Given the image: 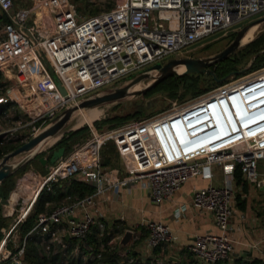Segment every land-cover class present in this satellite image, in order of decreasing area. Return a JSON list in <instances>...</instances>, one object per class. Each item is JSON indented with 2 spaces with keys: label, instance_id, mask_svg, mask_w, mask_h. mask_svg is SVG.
I'll return each instance as SVG.
<instances>
[{
  "label": "built area",
  "instance_id": "obj_1",
  "mask_svg": "<svg viewBox=\"0 0 264 264\" xmlns=\"http://www.w3.org/2000/svg\"><path fill=\"white\" fill-rule=\"evenodd\" d=\"M22 2L15 6L14 0H0V14L5 17L0 23V68L19 77L8 88H3L0 103L9 102L10 108L0 119L13 113L14 125L5 132L13 139L17 136L12 133L19 130L20 142L38 132L36 122L45 120L47 126L63 109L110 91L117 79L160 62L169 53L183 52L190 44L235 21L255 14L264 15V0H112L110 8L84 18L77 17L63 0ZM242 79L239 85L231 84L221 88L219 93L199 96L182 107L149 119L129 121L108 130L89 128L84 142L50 164L47 171L37 177L28 199L21 200L18 209L12 208L9 212V216L15 214V218L7 229H0V264H20L24 240L35 231L47 236L57 252L68 251L73 255L82 252L98 259L101 252L121 246V237L112 234V229H105L96 216L95 195L138 183L150 200L158 203L167 199L184 180L201 174L211 165L222 166L227 179L219 186L194 189L189 205L209 214L218 233L196 235L186 250L202 264L227 260L231 253L228 232L234 198L230 183L234 165H238L241 179L254 188L264 183V178L258 177L256 171L257 161L264 157V122L248 129L241 124L263 115L264 106L244 113L242 121L229 114L227 125L215 117L199 134H187L183 124L187 114L194 115L200 109L208 110L209 105H216L218 96L223 99L234 93L238 96L239 87L264 100V66ZM216 130L230 131L232 136L214 146L195 148L205 134L218 135ZM5 132H0L2 137ZM176 132L186 141L190 138L186 145L178 143ZM232 139L237 140L225 144ZM107 141L115 148L122 176L118 168L104 167L100 163L99 150ZM66 178L88 184L93 192L38 213L16 250L12 253L6 250L8 235L28 215L38 191ZM184 208V204L176 206L173 218L177 219ZM1 216L6 214L1 213ZM91 227L95 230V252L86 242ZM131 227L129 241L138 238L141 229V241L146 249L172 240L168 225L162 221L142 220ZM66 233L68 237L64 239ZM103 236L105 240H101ZM117 255V264L134 262L124 251H118ZM166 263L156 258L141 264Z\"/></svg>",
  "mask_w": 264,
  "mask_h": 264
},
{
  "label": "crops",
  "instance_id": "obj_2",
  "mask_svg": "<svg viewBox=\"0 0 264 264\" xmlns=\"http://www.w3.org/2000/svg\"><path fill=\"white\" fill-rule=\"evenodd\" d=\"M252 31H249L248 33H251ZM217 100L218 98H216V106L222 107L217 105ZM260 106H264V102H257L253 106L243 109L242 113L238 115L229 110L225 111H229L232 114V118H234L235 115L242 121L241 116L244 113L255 110ZM220 114H223V111H220L216 117H219ZM184 118L186 119L184 120L183 126L186 133L199 134L204 130L205 125L209 124L208 121H212L214 116H212V114L209 116L208 113L205 117L203 116V118L197 120L195 114L193 115V113H189ZM229 118L230 116L228 115L227 118L219 119L217 121H220V123L223 121L227 125V121H230ZM190 119L193 121L188 123L187 121ZM262 122H264V114L246 123H242L241 126L244 127V129H248ZM216 131L218 135L215 137H210L212 132L205 134V142H199L195 148L199 150L210 145L214 146L215 144L232 136L230 131L228 133H222L219 130ZM189 140L190 138L186 141V139L177 133V141L181 144V146L186 145ZM236 140L237 139L226 141L225 144ZM114 160L115 163H108L107 165L102 166L116 167L120 171L119 175L122 176L123 170L115 148ZM49 165L50 164L46 162L41 166H43V169H47ZM256 171L258 177H264V170L261 171L259 168V170ZM28 174L32 178L35 176H41L33 170ZM69 179L74 178H66L56 184L64 189L68 186ZM224 179H227V177L222 166L211 165L209 167H205L201 174L184 180L167 199L158 203L152 202L146 190L138 183H130L127 187L118 186L113 189L114 192L105 191L94 196V200H96L97 203L96 216L101 219L106 229L116 231L120 237L124 230H130L134 223L142 220L162 221L168 225L172 234V240L165 242L159 247L146 249L141 241L143 230L139 229L141 235L138 238H135L131 242H127L125 245H117L111 248L114 249L115 253L118 250L126 252L128 257L134 259V262L131 264H141L149 259L156 258L166 261V264H202L196 261L189 254L186 250V246L192 242L196 235L204 233L216 234L218 233V230L213 225L209 214L197 211L189 205L190 195L196 188L208 185H222ZM230 183L234 189V198L231 204L232 214L230 217L231 229L228 232L231 244V253L227 260L219 261L214 264H264V183L258 188H254L251 184L247 183L244 190H241L239 185L234 184L233 178ZM9 196L10 192L4 200H0V203L2 202V204H0V206H2L0 212L5 213V217H9V213L5 211V207L9 205L12 210L14 202L18 199L16 198L14 202L9 204L7 199ZM17 197H21V195ZM27 199L28 197L24 200ZM239 202L241 203L237 205ZM51 204H53V202L46 203L45 205L51 209ZM180 204H184L185 208L181 215L177 219H174L172 216L173 209ZM92 228L94 229V227ZM132 252H134V255L131 254ZM99 264L104 263L100 262Z\"/></svg>",
  "mask_w": 264,
  "mask_h": 264
},
{
  "label": "rangeland",
  "instance_id": "obj_3",
  "mask_svg": "<svg viewBox=\"0 0 264 264\" xmlns=\"http://www.w3.org/2000/svg\"><path fill=\"white\" fill-rule=\"evenodd\" d=\"M63 2L65 4H69L73 8L76 16L80 18L93 15L95 13H98L99 11L106 10L112 6V0H63ZM22 3H23L22 0H14L15 6L16 5L20 6ZM28 4H29V1H28ZM261 16L262 15L259 16L258 14H255V15L240 19L238 21H235L231 23L229 26L223 29L216 30L212 32L211 34H209L208 36L196 41L195 43L190 44L189 46H187L189 48L184 50L183 52L181 51L180 53L173 52V53L167 54L160 60V62H163L164 60L170 57H192V58H200V59L209 58L213 56L215 53L219 52L222 48H224L232 40V38L234 37V35L240 28H242L243 26H245L246 24L250 22H253L255 19ZM256 24L258 25L257 29L255 31H252L251 33L245 34L242 37L240 41L241 43H239V46L237 47V49H235V51L231 53L232 56L234 57L233 59L236 61L232 63V65H230L229 72L227 74L217 77V79H219L218 81L211 80L208 77L209 75H204L200 73H187V80L185 81V83H178L175 90L161 89L160 86L157 87L156 89H151L152 88L151 87L150 89H148L142 94L128 93L122 98H119L117 100H112V101H108V102L95 105L97 107L102 108V113L99 116H97L94 120L90 121L89 123H83L76 127L74 126L76 119L80 116L81 112L85 111L87 108L77 109L73 111L69 115V118L65 122L63 127L53 136L54 140L51 143L47 145H43L41 148L35 150L36 154L32 158H30L28 161L20 165L11 174V177H10L11 184H10L9 192L11 193L14 189H16L18 181L22 180V178L25 176L26 177L25 179L27 178H28L27 180L30 179L28 188H25V190L27 191V195L29 196L30 194L29 191H31V189L34 187V184L37 181V176L32 178L28 173L33 170L42 176L47 171V169H43V166L39 164L37 160L38 157L42 156V157L48 158L52 150H55L58 147H63V146H58L59 143H61V141L63 142L65 140V143H64L65 149L63 147V154H62L63 156V155H66L69 151H71L72 148L84 142V140L89 135V128L96 129V130H108V129L119 126L129 121L149 119L163 112H167L168 110L172 108L182 107L192 102L193 100H196L199 96L216 94L217 91H220L221 88L229 87L231 84L239 85L241 80H243L242 78L247 76L249 73L259 69V68L254 69V67L253 68L250 67L251 64L255 63V61L252 59V56L250 57V56L244 55V57H242L241 56L242 52L240 53L244 45L248 41L257 37L258 35L262 36L263 41L261 45H264V21L256 22ZM262 49H264V47ZM262 49H260L258 53L261 52ZM146 67H149V66H146ZM209 68L211 69L212 66L210 65ZM139 71H137L136 73L127 74L117 79L113 83L114 85L113 88L126 85L134 78V76H136L139 73ZM173 71L178 72L177 66L173 68ZM157 74L158 73L156 71L155 72L149 71V76L143 79H140L134 84H132L131 86H129L127 88L128 92H131V90L129 89L134 85H137L134 90L142 89L148 83H150L152 81L153 76H156ZM174 74L175 73L171 75H174ZM17 78L19 79V77H17L15 73L7 72L4 69L0 68V96H3L4 94L3 88H8L10 86V83L18 80ZM191 79L195 80L197 87L203 89V92H200L197 94L192 93V90L189 87ZM244 88L245 87H239V91L241 92L238 96L236 95V93H234L232 96L228 98H236L237 103L244 102L247 96H249V94L245 92ZM173 92H175L174 95H173ZM259 94H262V92ZM257 95H256V98L258 97ZM260 102H264V100ZM95 106H92V107H95ZM134 110H135V113L132 114ZM12 115L13 113L10 112L8 113L7 116H5V118L0 119V132H2L3 134L5 130H8V129L10 130L14 125L11 120V118L13 117ZM113 117L118 118V120L113 119ZM46 124H47V121L41 120V121L36 122L35 126L37 127L39 131L42 128H44L43 126H45ZM18 132L19 130H16L12 134L13 135L16 134V136L18 137ZM2 133L0 134L1 139L3 140L10 139L8 138V133L5 132L4 137H2L3 136ZM72 133L73 135H70ZM105 144H107L108 146H105L103 148L104 158H107L109 163H115L114 151L110 147L111 142L107 141ZM22 156L23 154H18L14 156L12 159H10V162L12 163L16 162ZM259 168L261 169V171L264 170V157L257 161L256 170H259ZM74 197L75 196L73 193H64L63 196L58 201L53 202V204H51V208L54 207L59 202H67L69 200H73ZM16 198L18 199L16 200ZM16 198L14 199L16 201L14 202L13 209H18V207L20 206L21 200L25 199L23 196L16 197ZM0 204H2V202ZM1 207L2 206H0V211H1ZM0 216H1V212H0ZM2 218H6V224H4L3 226H0V229L1 228L7 229L10 225L13 224L15 214H12L9 217H2ZM23 220L19 221L14 226L11 233L7 237L5 249L9 250L11 253L14 252L16 248L18 247V245H20L22 242L23 237L20 238L21 233H22L21 232L22 228L20 224L23 222ZM35 221L36 220H34L32 226L34 225ZM48 230H50V227H48ZM111 233L115 234L116 231H111ZM1 235L2 234L0 233V237ZM41 237L43 239H40ZM29 238H30L29 240H31L35 246L36 253L39 256L45 257L47 261L53 254H59L60 264H66L69 260L77 259V258L80 260V264H87V262L92 259L89 254L85 255L82 252L78 253L77 255H73L69 253L68 251L57 252L55 247L48 241V237L45 235L41 236L40 232L37 233L35 231L31 233L29 235ZM23 247H24V244H23ZM118 251H116V255ZM118 259H119V256L117 255L115 264H117ZM19 263L26 264L25 261L23 260V252H22V259L20 260ZM11 264H15V263L11 262Z\"/></svg>",
  "mask_w": 264,
  "mask_h": 264
},
{
  "label": "trees",
  "instance_id": "obj_4",
  "mask_svg": "<svg viewBox=\"0 0 264 264\" xmlns=\"http://www.w3.org/2000/svg\"><path fill=\"white\" fill-rule=\"evenodd\" d=\"M4 20H5L4 15L0 14V23L3 22ZM262 41H263L262 36L258 35L254 39L248 41L244 45L242 51H240V53L242 52L241 53L242 57H244V55L250 56V57L252 56V59L255 61V63L251 64L250 66L251 68L254 67V69H256V68H260L264 66V49H262L264 45H261ZM260 49H262V51L258 53ZM233 58L234 57L232 56V54H230V55H227L222 60L215 62L214 64H211L212 66L211 70L213 71V76L209 75L208 77L211 80H215V78L227 74L229 72L230 65H232V63L236 61ZM186 80H187V73L170 75L160 80L159 82H157L155 85L152 86L151 89H156L157 87L160 86L161 89L175 90L178 83H185ZM189 87L191 88L193 94L203 92V89L197 87L194 79H191ZM174 93L175 92H173V95ZM9 108H10L9 102L0 103V115L3 114ZM220 111H223V114H220L219 117H216V115H218ZM134 113H135V110L132 112V114ZM206 113L207 114L209 113V116L212 114V116H214L213 119L217 118V120L225 119L227 118L229 114H231L229 111H225L222 107H217V106L211 107ZM113 119L118 120V118L116 117H113ZM70 135H73V133ZM53 140H54V137L51 139L50 143ZM64 143H65V140L63 142L61 141V143H59L58 146H63L65 149ZM19 144H21V142L18 140L17 137L13 139H7V140H3L0 138V157L6 152L18 146ZM110 145H111L110 147L114 151L113 144L111 143ZM105 146H108V145L104 144L100 150L101 165H107L109 163L107 158H104V154H103V148ZM10 177H11V174L0 181L1 200H4L6 196L8 195L10 184H11ZM232 178H233L235 185H239L241 187V190L245 189V185L247 183L241 179L238 165H234L233 167ZM92 191H93V188L91 186H89L88 184L82 181L75 180V179H69L68 186L65 187L64 189H62L56 183H50V186L48 188L42 187L38 191L33 201L31 211L26 216V218L23 220V222L20 224L22 228V231H21L22 233H21L20 238H22L25 235V233L32 227V224L34 220L36 219V215L38 213L44 212L50 209V207H47L45 205L46 203L58 201L63 196L64 193H73L74 196L77 198V197H82L84 195L90 194ZM240 203L241 202L237 203V205H239ZM4 224H6V218H2L0 216V226H3ZM29 239H30L29 236L25 238L24 247H23V260L25 261L26 264H60L59 254H53L47 261L45 257L39 256L36 253L35 246L33 242ZM105 239H106V236H103L101 238V240H105ZM86 242L93 246V250L95 252L96 251V237H95V231L92 227L90 229V232L86 236ZM131 254L134 255V252H132ZM116 257L117 256H116V253L114 252V249H110L108 251L101 252L100 257L98 259L92 258L91 260L87 262V264H99L100 262L104 264H115ZM66 264H80V260L78 258L71 259Z\"/></svg>",
  "mask_w": 264,
  "mask_h": 264
},
{
  "label": "water",
  "instance_id": "obj_5",
  "mask_svg": "<svg viewBox=\"0 0 264 264\" xmlns=\"http://www.w3.org/2000/svg\"><path fill=\"white\" fill-rule=\"evenodd\" d=\"M264 21V15L255 19L253 22H250L240 28L232 40L219 52L215 53L213 56L209 58H192V57H170L164 60L163 62H156L152 64L149 67H146L139 71V73L134 76V78L127 83L124 86L121 87H115L112 90L91 97L84 100H81L77 104L63 109L53 120L51 123H49L47 126L36 132L34 135L30 136L27 140L24 142H21L18 146L13 148L12 150L6 152L0 157V181L7 177L8 175L12 174L20 165L28 161L30 158H32L36 153L33 149L39 142L45 140L48 137L54 136L65 124V122L68 120L69 115L77 110V109H83L92 107L104 102L117 100L119 98H122L126 94H142L146 90L150 89L153 85H155L160 80L166 78L167 76H170L171 74H186V73H200L204 75H211L213 76V71L209 68L211 64H214L215 62H218L225 58L227 55L231 54L232 52L237 49L239 46V40L248 27V25L256 22H262ZM181 65L183 68L179 72H174L173 68L176 66ZM155 70L158 74L156 76H153L152 81L148 83L145 87H143L140 90H132L131 92H128L127 88L137 82L140 79H143L147 76H149V71ZM216 81L219 79L215 78ZM56 86L59 88L60 92H62V89L59 87L58 82H55ZM18 154H23V156L16 162H10V159H12L14 156ZM63 154V147H58L55 150H52L49 157H38V162L41 165H44L46 162L48 164H53L59 157H61ZM131 236V232L129 230H125L123 234L121 235V238L119 240L120 245H125ZM64 239H67L68 235L67 233L64 234Z\"/></svg>",
  "mask_w": 264,
  "mask_h": 264
},
{
  "label": "bare ground",
  "instance_id": "obj_6",
  "mask_svg": "<svg viewBox=\"0 0 264 264\" xmlns=\"http://www.w3.org/2000/svg\"><path fill=\"white\" fill-rule=\"evenodd\" d=\"M257 24L256 23H253V24H250L246 30L244 31V33L242 34L240 40H239V43H241V39L242 37L247 34L249 31H252V30H256L257 29ZM250 40V39H249ZM182 66L179 65L177 66V71H181L182 70ZM137 85H134L132 86L129 90H134L136 88ZM218 93L220 91H217ZM262 101V98L260 96H258L256 98V96H247L246 100H244V102L242 103H237L236 101V98H226V99H223L221 96L218 97V100H217V105L219 106H222L224 110H229V111H232L233 113L235 114H241L243 109H247L251 106H253L255 103L257 102H260ZM110 103V102H109ZM106 104V103H105ZM103 105V104H102ZM213 106H216V105H209L208 107V110L213 107ZM208 110H199V111H196L195 112V117L197 120H200L201 119V116L203 117V113L207 112ZM75 113V112H74ZM102 113V108L101 107H88L85 111L81 112L80 116L76 119L75 121V124L74 126H79L80 124H83V123H89L90 121L94 120L97 116H99L100 114ZM105 113V112H103ZM53 138L52 137H48L46 138L45 140L39 142L33 149H39L41 148L43 145H47L50 143L51 139ZM202 142H205V139L202 138V140H200ZM41 150V149H40ZM215 150V149H213ZM26 177L24 176L22 178V180L18 181L17 183V186H16V189H14L11 193H10V196L8 198V202L9 204H11L12 202H14L15 198L19 195L23 196L24 198H27L28 195H27V191L25 190V188H28L29 186V183H30V179L27 180L25 179ZM27 180V181H26ZM32 180V179H31ZM30 192V191H29ZM5 211L7 213H9L11 211L10 209V206H6L5 207Z\"/></svg>",
  "mask_w": 264,
  "mask_h": 264
}]
</instances>
